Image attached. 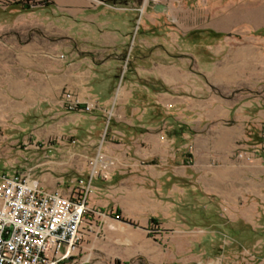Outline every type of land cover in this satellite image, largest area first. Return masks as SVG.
Returning <instances> with one entry per match:
<instances>
[{"label": "crops", "instance_id": "obj_1", "mask_svg": "<svg viewBox=\"0 0 264 264\" xmlns=\"http://www.w3.org/2000/svg\"><path fill=\"white\" fill-rule=\"evenodd\" d=\"M34 1L27 12L8 16L0 39V128L40 133L45 118H52L59 149L74 144L88 150L100 147L113 160L109 179H92L90 210L79 241L82 251L93 247L100 257L122 262H187L186 249L174 252L169 237L152 228L153 223L162 227L173 222L172 209H147L140 202V189L131 193L138 201L130 216L115 219L104 213L100 222L92 215L117 202L111 196L122 187L115 182L125 180V167L136 173L134 181H171L172 172L159 173L157 167L171 164V151L181 138H188L184 145L195 149L233 148L239 128L221 123L237 119V103L223 98L214 86L233 76L235 65L212 61V69L206 68L188 48L173 53L157 44V31L164 44L188 32L173 31L172 18L146 5L141 9L138 0ZM135 21L140 24L134 36ZM66 92L78 106L65 99ZM86 105L91 110H84ZM205 127L216 128L197 132ZM223 164V172L217 170L211 178L231 182L234 165L228 157ZM79 171L82 175L71 179L67 189L63 177L33 176L46 190L69 194L77 188V179L89 180L86 167Z\"/></svg>", "mask_w": 264, "mask_h": 264}, {"label": "rangeland", "instance_id": "obj_2", "mask_svg": "<svg viewBox=\"0 0 264 264\" xmlns=\"http://www.w3.org/2000/svg\"><path fill=\"white\" fill-rule=\"evenodd\" d=\"M32 1L0 0V39L10 22L8 16L27 12L30 4L37 3ZM137 3L142 4L141 9L146 5V9L172 18L173 31L188 32L187 36L164 44L163 34L157 31V44L172 49L173 53L188 48L198 64L206 68L212 69L215 65L212 61L235 65L233 76L221 79L214 90L223 98L236 100L237 119L232 117L233 120L221 125H235L239 133L228 151L195 149L190 143L184 145L188 138L179 139L171 151V164L157 167L159 173L164 169L172 172L171 181H134L136 173L125 167V180L115 182L117 188L122 187L111 196L117 202L92 217L101 222L104 213L114 215L115 219L130 216L129 211L138 201L131 193L140 189V202L147 209L154 206L172 209L173 222L167 221L162 227L153 223L152 228L169 237L174 252L187 250L184 255L188 261L175 264H264V0H138ZM157 4L165 5L166 10L155 11ZM228 16H234L230 22H226ZM139 24L135 21L134 36ZM215 128H199L197 132L207 134ZM39 129L40 133H33L0 128V171L31 170L35 176L47 173L63 177V188L67 189L71 179L82 175L80 167L91 172L92 162L101 156L104 161L113 162L100 147L84 149L69 139L74 145L59 149L52 118L46 117ZM227 157L234 165L232 181L212 179L217 170L223 172L226 168L223 160ZM154 159L159 163V157ZM181 173L185 175L182 178L178 176ZM81 248L78 243L75 254L61 264H148L138 258L127 262L107 260L93 247L89 251ZM201 251L203 257L198 255Z\"/></svg>", "mask_w": 264, "mask_h": 264}, {"label": "built area", "instance_id": "obj_3", "mask_svg": "<svg viewBox=\"0 0 264 264\" xmlns=\"http://www.w3.org/2000/svg\"><path fill=\"white\" fill-rule=\"evenodd\" d=\"M64 97L78 106L71 93ZM111 165L103 156L95 159L89 180L77 179L69 194L46 190L31 170L0 171V264H61L71 258L90 210L92 179L110 178Z\"/></svg>", "mask_w": 264, "mask_h": 264}, {"label": "water", "instance_id": "obj_4", "mask_svg": "<svg viewBox=\"0 0 264 264\" xmlns=\"http://www.w3.org/2000/svg\"><path fill=\"white\" fill-rule=\"evenodd\" d=\"M154 9H155V11H165L166 10V6L165 5H163V4H157V5H155L154 6Z\"/></svg>", "mask_w": 264, "mask_h": 264}, {"label": "bare ground", "instance_id": "obj_5", "mask_svg": "<svg viewBox=\"0 0 264 264\" xmlns=\"http://www.w3.org/2000/svg\"><path fill=\"white\" fill-rule=\"evenodd\" d=\"M234 16H228L226 17V22H230Z\"/></svg>", "mask_w": 264, "mask_h": 264}, {"label": "trees", "instance_id": "obj_6", "mask_svg": "<svg viewBox=\"0 0 264 264\" xmlns=\"http://www.w3.org/2000/svg\"><path fill=\"white\" fill-rule=\"evenodd\" d=\"M41 4H46L47 3V1H39ZM26 9V8H25Z\"/></svg>", "mask_w": 264, "mask_h": 264}]
</instances>
